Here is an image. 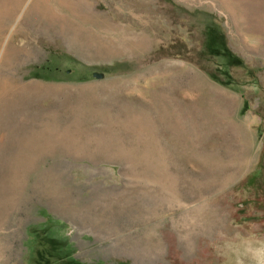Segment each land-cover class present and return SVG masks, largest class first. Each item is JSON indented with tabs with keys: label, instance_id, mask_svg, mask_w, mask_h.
I'll use <instances>...</instances> for the list:
<instances>
[{
	"label": "rangeland",
	"instance_id": "rangeland-1",
	"mask_svg": "<svg viewBox=\"0 0 264 264\" xmlns=\"http://www.w3.org/2000/svg\"><path fill=\"white\" fill-rule=\"evenodd\" d=\"M0 264H264V0H0Z\"/></svg>",
	"mask_w": 264,
	"mask_h": 264
}]
</instances>
